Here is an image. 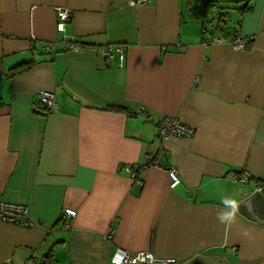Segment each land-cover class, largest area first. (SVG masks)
<instances>
[{"label": "crops", "instance_id": "obj_1", "mask_svg": "<svg viewBox=\"0 0 264 264\" xmlns=\"http://www.w3.org/2000/svg\"><path fill=\"white\" fill-rule=\"evenodd\" d=\"M125 1L0 0V200L35 223L0 222V264H112L116 248L177 264H264V223L234 210L264 194V0ZM58 7L70 11L62 32ZM223 34L252 42L203 46ZM72 35L81 51L45 50ZM107 45L126 46L124 63L98 57ZM41 92L54 94L55 113H34ZM117 106L126 112L106 110ZM165 117L193 136L161 142ZM160 150L179 172L174 189L164 168L144 167ZM242 171L255 182L232 178ZM64 209L76 213L67 229Z\"/></svg>", "mask_w": 264, "mask_h": 264}, {"label": "built area", "instance_id": "obj_2", "mask_svg": "<svg viewBox=\"0 0 264 264\" xmlns=\"http://www.w3.org/2000/svg\"><path fill=\"white\" fill-rule=\"evenodd\" d=\"M150 0H126L124 10H130L137 6L145 5ZM56 15V30L58 32L63 31L64 24L70 19V11L64 8H55ZM202 34H205V30L202 29ZM252 42V37L235 36L232 38L227 37L225 34L221 36H214L208 40L203 41V46L211 44H229L235 50H245ZM63 48L70 51H81L83 46L76 41L74 35L70 36L65 41H50L46 44L45 50H53ZM98 57L101 60H105L112 57L113 54H118L122 63L125 61L126 46L123 45H107L98 47L95 49ZM197 79L193 81L192 86H195ZM58 110V104L55 96L50 92H41L38 94L37 100L33 104V111L36 114L48 116L55 113ZM135 114L143 115L145 111L142 107L137 106L134 110ZM157 137L163 142L168 139H189L193 136V129L183 124L179 119L175 117H165L158 121L156 124ZM165 151L160 150L156 155L151 156L146 161L144 167H154L167 171V175L170 180L169 187L174 189L180 183L179 172L174 166H164ZM143 168H133L130 171V179L138 186L142 183L139 179V174ZM232 178L243 185H248L255 180L250 175L242 171L240 173H232ZM75 211L72 209H64L62 213L63 227L69 228L67 221L75 217ZM0 222L8 223L22 228H29L35 225L28 218V210L24 205L7 203L0 200ZM105 239L107 238L104 237ZM112 264H177L176 259L173 258H158L148 252L131 254L121 248H116L110 259ZM26 264H40L33 261L31 258ZM49 264V263H41Z\"/></svg>", "mask_w": 264, "mask_h": 264}, {"label": "water", "instance_id": "obj_3", "mask_svg": "<svg viewBox=\"0 0 264 264\" xmlns=\"http://www.w3.org/2000/svg\"><path fill=\"white\" fill-rule=\"evenodd\" d=\"M217 24V21L214 22ZM248 194V190L244 191ZM247 218H250L260 224L264 223V194L255 192L252 196L243 200L238 206L234 208Z\"/></svg>", "mask_w": 264, "mask_h": 264}, {"label": "trees", "instance_id": "obj_4", "mask_svg": "<svg viewBox=\"0 0 264 264\" xmlns=\"http://www.w3.org/2000/svg\"><path fill=\"white\" fill-rule=\"evenodd\" d=\"M33 66H34V62L32 60L18 64L15 67L9 69L6 76L8 79H11L13 77H16L18 75H21V74L27 72L28 70L33 68ZM106 110L111 111V112H118V113L126 112V109L124 107H119V106L108 107ZM49 259H50V257H49V255H47L45 262L48 261V263H49Z\"/></svg>", "mask_w": 264, "mask_h": 264}, {"label": "rangeland", "instance_id": "obj_5", "mask_svg": "<svg viewBox=\"0 0 264 264\" xmlns=\"http://www.w3.org/2000/svg\"><path fill=\"white\" fill-rule=\"evenodd\" d=\"M228 1H230V0H228ZM231 1H234V0H231ZM186 2H188V4L190 3L193 8L197 7L198 9H200V8H203L204 7L203 6V2L202 1H199V0H186ZM209 9H210L209 7L206 8V10H209ZM207 26L209 27V25H207ZM220 28L223 29V25L222 24H221ZM210 29H211V26H210ZM217 32H221V31L218 30Z\"/></svg>", "mask_w": 264, "mask_h": 264}]
</instances>
